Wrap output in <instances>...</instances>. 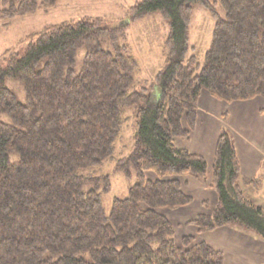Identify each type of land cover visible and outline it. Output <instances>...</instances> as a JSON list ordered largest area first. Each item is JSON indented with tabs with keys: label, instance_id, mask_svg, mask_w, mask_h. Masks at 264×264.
<instances>
[{
	"label": "trees",
	"instance_id": "obj_1",
	"mask_svg": "<svg viewBox=\"0 0 264 264\" xmlns=\"http://www.w3.org/2000/svg\"><path fill=\"white\" fill-rule=\"evenodd\" d=\"M59 1L0 0V20ZM196 5L215 22L203 63L190 54ZM155 12L169 24L164 64L141 90L132 89L139 63L127 25L110 27L102 17L47 25L23 40L22 53L12 48L0 56V264H224L223 251L208 242L178 240L164 211L194 198L165 176L206 177V158L175 141L195 128L202 91L226 102L264 97V0H142L129 10L133 20ZM9 78L21 81L25 102L7 86ZM132 118L133 149L117 158ZM107 163L135 179L109 212L101 200L111 185ZM257 182L242 177L223 126L211 182L218 201L189 223L201 232L240 225L264 239V207L244 188Z\"/></svg>",
	"mask_w": 264,
	"mask_h": 264
},
{
	"label": "crops",
	"instance_id": "obj_2",
	"mask_svg": "<svg viewBox=\"0 0 264 264\" xmlns=\"http://www.w3.org/2000/svg\"><path fill=\"white\" fill-rule=\"evenodd\" d=\"M196 126L188 137L176 138V145L206 158L208 169L205 179L193 174H176L165 179H178L182 190L191 195V204L165 210L175 224L176 237L193 235L224 253V264H264V239L256 232L240 225H226L213 231L201 232L189 221L208 212L204 203L218 201L211 186L217 139L223 126L231 131L243 178L258 179L245 184L248 195L264 207V97L245 101L226 102L202 91L198 101ZM228 113L226 121L223 115Z\"/></svg>",
	"mask_w": 264,
	"mask_h": 264
},
{
	"label": "rangeland",
	"instance_id": "obj_3",
	"mask_svg": "<svg viewBox=\"0 0 264 264\" xmlns=\"http://www.w3.org/2000/svg\"><path fill=\"white\" fill-rule=\"evenodd\" d=\"M142 0H60L54 7L48 10H39L35 13L17 16L13 19L0 20V56L8 50L15 48L23 52L27 47V41H23L30 34L40 31L47 25L60 23L67 20H76L82 17H102L110 27L126 24L127 40L133 55L139 63V70L132 89L141 90L148 87L155 74L163 68V44L169 32V24L159 12H155L142 19H131L130 8ZM211 2L217 0H210ZM219 2V0H218ZM222 15L225 10L219 4ZM214 20L210 13L201 5L194 6V13L190 25V54L196 53L200 62L203 63L205 53L210 48ZM22 41V42H21ZM105 48H110L109 41L104 42ZM85 50L81 49L77 55L76 71L82 69ZM7 86L15 93L20 102H25V92L19 79L9 78ZM130 115L132 110H130ZM9 121L8 116H3ZM136 123L133 118L124 127L122 137L118 143L117 158L132 151ZM115 163H107L105 172L110 174V188L103 191L101 200L107 212L110 211L115 197L125 198L129 193L130 186L135 182L126 179L121 171L114 169ZM147 176L155 177L154 172H147ZM208 205V207H207ZM204 203L206 209L213 208L215 204L209 201ZM210 207V208H209ZM173 222L177 225L176 219ZM173 225L175 226V224ZM180 240V239H178Z\"/></svg>",
	"mask_w": 264,
	"mask_h": 264
}]
</instances>
